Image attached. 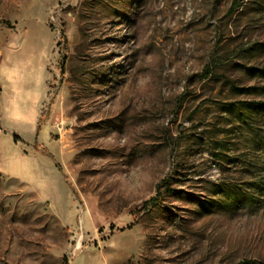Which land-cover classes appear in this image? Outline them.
<instances>
[{
	"label": "rangeland",
	"instance_id": "374dc122",
	"mask_svg": "<svg viewBox=\"0 0 264 264\" xmlns=\"http://www.w3.org/2000/svg\"><path fill=\"white\" fill-rule=\"evenodd\" d=\"M70 260L264 264V0H0V264Z\"/></svg>",
	"mask_w": 264,
	"mask_h": 264
},
{
	"label": "built area",
	"instance_id": "2783aa9c",
	"mask_svg": "<svg viewBox=\"0 0 264 264\" xmlns=\"http://www.w3.org/2000/svg\"><path fill=\"white\" fill-rule=\"evenodd\" d=\"M70 234L72 235L71 237L72 239L70 241L69 256L71 257L70 259L72 260L75 254L83 248V241H82L83 230L79 226L76 231H70ZM71 260L69 261L68 264H72Z\"/></svg>",
	"mask_w": 264,
	"mask_h": 264
},
{
	"label": "trees",
	"instance_id": "16d2710c",
	"mask_svg": "<svg viewBox=\"0 0 264 264\" xmlns=\"http://www.w3.org/2000/svg\"><path fill=\"white\" fill-rule=\"evenodd\" d=\"M203 75L206 77V76L208 75V71L205 70L204 73H203ZM260 105H261L260 103H252V104H251V106H253V107H258V106H260ZM15 140H16V139H15ZM34 147H35V148H38V147H39V144L36 142ZM43 153H44L46 156H48L52 161L55 162L54 157H53L51 154L48 153V151H47V149H46L45 147H43ZM56 167L59 169V166H58L57 164H56ZM158 188H159V186H158ZM155 200H156V199H151V200H149L148 202H146V205H151V204H153V202H154ZM240 264H254V263H252V262H241Z\"/></svg>",
	"mask_w": 264,
	"mask_h": 264
}]
</instances>
